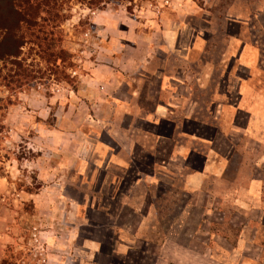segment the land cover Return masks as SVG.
I'll list each match as a JSON object with an SVG mask.
<instances>
[{
	"label": "rangeland",
	"instance_id": "374dc122",
	"mask_svg": "<svg viewBox=\"0 0 264 264\" xmlns=\"http://www.w3.org/2000/svg\"><path fill=\"white\" fill-rule=\"evenodd\" d=\"M196 1L205 12L188 14L182 21L191 24L194 29L190 32L199 38L212 36L221 38L220 42L205 46V52L194 51L190 62L185 53L171 61L152 62L150 72L143 74L137 72L139 62L132 60L137 52L129 46L131 40L109 50L112 38L130 26L137 27L143 15L160 16L156 0L110 1L94 8L71 0L62 9L64 20H40L37 29L42 31L44 47L31 42L23 49L36 78L21 90L0 87V98L11 96L13 101L0 111V126L5 125L0 128V175L7 182V188L0 192V216L11 226L0 225L6 234L5 241H0L4 254L0 264H264V187L263 203L254 207L222 196L219 201L202 191L192 195L170 191L164 185L167 190H160L157 216L152 213L143 219L138 203L147 186L143 183L133 189L136 169L121 173V169L105 167L94 157L95 137L101 134L108 140L104 128L113 111L105 96L114 88L119 95L138 93V102L147 111L155 105L160 81L167 79L156 70L194 75L204 71L213 84L210 88L218 89L228 71L242 69L237 56L244 41L255 43L260 54L256 66L264 71V0H212L206 5V0ZM166 5L175 7L165 2L162 9ZM208 6L215 7L208 10ZM211 22L212 27L207 25ZM187 38L181 44L184 49ZM45 48L48 52L62 51V57L57 62L47 61ZM96 69L100 82L86 81V74ZM116 71L121 74L115 79ZM196 88L194 98L201 102V89ZM179 89L184 93L185 85L179 84ZM205 91L208 95L204 94L203 101L208 99V108L197 111L195 117L214 123L215 109L211 112L210 106L214 100L211 91ZM123 119L128 122V118ZM188 128L202 133L201 127ZM161 129L167 133L170 127L163 124ZM138 139L147 151L155 153L152 138ZM241 139L249 169L258 170L264 178V146ZM63 153L66 160L57 168ZM79 153L81 164L74 168ZM137 155L142 165L135 164L136 168L150 169L152 160L142 152L137 151ZM49 162L55 168L49 170L45 166ZM160 179L180 183L177 173L161 175ZM123 200L128 204L122 205ZM101 210H110V216ZM89 239L102 242L97 263L88 253Z\"/></svg>",
	"mask_w": 264,
	"mask_h": 264
},
{
	"label": "crops",
	"instance_id": "0c3cea01",
	"mask_svg": "<svg viewBox=\"0 0 264 264\" xmlns=\"http://www.w3.org/2000/svg\"><path fill=\"white\" fill-rule=\"evenodd\" d=\"M156 1L159 4L158 7H161L160 16L153 17L154 14L148 11L149 15H143L137 27L130 26L120 32L118 38H112V48L109 51L114 50L113 46H122L127 43V40H131L129 46L137 52L132 56V60L139 62L140 65L138 73L143 74L149 71L152 62L171 61L181 53L189 56L186 61L190 62L195 54L194 51L201 49L203 51L205 46L207 48L212 42H220L221 38L218 40L212 36L199 38L197 33L190 32L194 27L182 21L188 14L204 11L196 0ZM165 2L175 7L166 5L162 9ZM208 3H212V0H206L205 5ZM209 7L212 9L215 6H208V10ZM207 25L212 27L213 23ZM186 36L188 40L184 49L181 44ZM254 44V42L247 43L246 41L240 43L237 57H239L242 69L228 71L222 84L221 80L217 82L218 89L210 88L213 84L210 82V77L209 79L205 77L204 71L194 75L189 71L164 72L162 69L161 71L156 70L155 73H161V78L166 77L167 79L160 81L157 88L158 93L154 97L155 105L151 111L145 110L144 105L138 102L140 98L138 93L136 95V93L125 94L123 92L119 95L115 94L114 88L111 94L105 96L107 97V100L105 98L106 104L113 111V118L110 123H106L104 128L108 140H103L100 137L101 134L95 137L94 145H92L94 157L105 167L121 169V173L136 169L133 189L139 188L143 183L147 186L143 199L138 203L143 219L152 213L157 216L162 196L160 190L165 193L167 189L180 190L190 195L202 191L219 201L222 196L244 206L260 207L262 205L264 178L257 172L258 170L251 172L252 170L249 169L247 160H244L247 156L242 150L240 141L245 137L252 143L264 146V71L256 66L260 54ZM97 71L98 69L92 71V74H86L85 77L88 78L85 80L88 81L90 78L95 79V82H100V73ZM119 74H121L120 71L114 72L113 78L116 79ZM192 78L197 81H192ZM179 84L185 85L184 93L179 89ZM205 85H208V89H205L207 87ZM195 87L201 89L202 96L199 99L202 100L201 102L194 98ZM205 90L211 91V100H214L210 105L211 112L215 109L214 123L195 117L198 114L197 111L208 108V99L203 101L204 96L208 95ZM9 112L7 122L10 121L11 111ZM123 118H128V122L124 123ZM163 124L170 127L169 132H162ZM190 125L201 127L202 133L200 134L198 129H189ZM143 126L144 130L140 129ZM57 136L60 138L62 135ZM141 137L143 140L152 138L159 150L154 152L159 157L163 155L162 158L165 159V161L152 165L149 171L142 168L137 169L135 166L136 158H138L137 151L142 152L145 158L152 157L145 146L141 142L138 143V138ZM234 137H237L238 141ZM162 144H165L166 149H161ZM66 157L65 153L58 157L57 168H62L64 165L62 162L66 160ZM238 157L241 160L235 161ZM76 164L78 166L81 164L80 153L77 161H74V168ZM45 166H48L49 170L55 168L51 162ZM167 173L175 175L177 173L180 177L179 185L166 183L160 179L161 175ZM164 185L168 188L166 189ZM6 188L5 176L0 175V192ZM221 190L224 191V195H221ZM132 199L133 197L130 200ZM121 204L126 205L128 202L123 200ZM101 211L105 216H110V210ZM1 224L11 227L6 217L0 216ZM138 229L139 227L133 233L136 234ZM77 236L78 234L74 238ZM5 239L6 234L0 231V241L3 242ZM101 243L99 239H89L86 242L88 253L94 263H97L96 258L101 252ZM3 256V252H0V258Z\"/></svg>",
	"mask_w": 264,
	"mask_h": 264
},
{
	"label": "trees",
	"instance_id": "16d2710c",
	"mask_svg": "<svg viewBox=\"0 0 264 264\" xmlns=\"http://www.w3.org/2000/svg\"><path fill=\"white\" fill-rule=\"evenodd\" d=\"M71 0H0V87L3 86L10 91L21 90L36 76L30 69V64L23 57V49L31 42H35L39 47H44V37L37 27L41 25L40 20L46 18L49 22H57L65 19L66 14L62 12L64 5ZM87 3L91 8L100 7L110 1L126 0H77ZM46 13V17L44 16ZM53 51V49H51ZM48 52V48H45ZM50 52V53H49ZM48 52L49 62H57L62 57L60 52ZM57 59V60H56ZM58 73V71H55ZM13 103L12 97L7 100L0 98V111L8 109ZM2 122V121H1ZM4 124L0 128H4ZM162 130V129H161ZM162 132H165L162 130ZM161 149H166L165 145ZM157 150V148L155 149ZM152 160L150 165H155L163 160L156 153L150 152ZM157 156V157H156ZM148 157V156H147ZM137 166L142 162L136 158ZM145 171L144 167H141Z\"/></svg>",
	"mask_w": 264,
	"mask_h": 264
},
{
	"label": "built area",
	"instance_id": "2783aa9c",
	"mask_svg": "<svg viewBox=\"0 0 264 264\" xmlns=\"http://www.w3.org/2000/svg\"><path fill=\"white\" fill-rule=\"evenodd\" d=\"M89 32H86V35H88ZM34 236L37 238V233H34Z\"/></svg>",
	"mask_w": 264,
	"mask_h": 264
}]
</instances>
